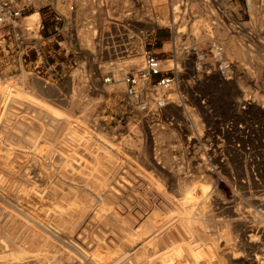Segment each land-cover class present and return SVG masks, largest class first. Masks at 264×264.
<instances>
[{
    "label": "rangeland",
    "instance_id": "374dc122",
    "mask_svg": "<svg viewBox=\"0 0 264 264\" xmlns=\"http://www.w3.org/2000/svg\"><path fill=\"white\" fill-rule=\"evenodd\" d=\"M26 2L30 3V7L24 11V23L31 22L36 17V13L30 12L39 11L42 16L45 10L42 7L48 2L55 4L57 11L63 12L64 9L59 4V0L54 2L49 0L45 4L42 0H26ZM79 2L84 6L88 3L87 0H78ZM119 2H121L119 5L123 6L128 3V0H99L98 6L92 8L93 15L91 10L79 5L76 15L81 18L82 21H80L85 26L91 22L99 29L102 27V30L95 40H92L91 35L87 38L86 32L79 31L80 43L76 49L79 48L80 54H74L76 56L71 57L76 65L72 69H69L70 65H68L69 76L47 87L28 75L21 79L24 88H21V83L18 84L19 78L10 79L15 83L13 86L12 82H8L13 87L14 121L8 126L7 135L4 137L2 136L4 134H1L0 139H12L16 147L15 151L23 147L29 150L30 141L37 139L36 141L45 148L40 147L39 154L36 152L39 160L32 157L27 161V165L25 162L22 165L25 171H28L27 166L34 168L36 174L42 172L39 166L40 160L49 166L50 170L46 174L53 184L50 188L44 189L45 197H47L43 202L44 205L52 201L64 203L67 206L65 211L70 215L73 214V217L69 218L71 224L75 223L76 226L84 227L94 225V228H100L103 232L108 230L105 234L112 238V243H109L111 249L119 253L128 251L127 254H131V246L120 241L118 236L121 237L132 230V232L139 230L138 232L145 235L143 233L150 227L151 230H148L151 232L147 231L146 235L149 233L148 238L154 240L155 236L163 234L161 219L174 217L173 213H176V210L188 209L187 202L184 204V200L177 201L180 198L176 186L178 181L176 178L169 177V171L166 172L170 164L172 172L179 171L181 180L184 177L188 188L192 191L197 190L198 183L196 179H192L191 175L194 172H199L200 175L202 173L209 182L211 192H215L216 197L212 198L220 203L219 201H223L230 194V183L224 181L223 174L226 175L224 170L229 169L232 173L240 175L241 171L244 172L243 161L246 160L248 172L256 171L255 184L250 187V192L252 190L250 194L253 193L254 197L264 196V172L261 175L257 169L258 160L264 158L262 153L264 149V0H145L143 15H146V18H143V15L139 17L146 21L148 41L146 49L156 53L162 59L164 68L174 63V67L179 70L178 83L170 94L174 103H168L162 109L158 121L130 108L124 93V84L120 81L125 70L132 71L138 68L142 59L140 53L143 49L138 45L137 33L125 24L122 15L114 14L111 6ZM30 15L33 18L27 21L26 18ZM156 15H160L157 25L155 24ZM136 18L138 19V12H136ZM168 25H171V28ZM223 28L225 35L233 37L236 43L251 55L249 58L244 56L238 61L244 67L246 75H249L250 71L253 74L246 88L233 89L231 85H222L221 80L215 75L194 80L190 61H186L188 58L184 47L197 41L204 42L209 36L223 41L224 36L220 32ZM158 32H161L164 37L156 36ZM46 33L45 31V36ZM51 41L53 40H49ZM51 43L47 47L52 46ZM130 46H133L134 50ZM53 47H56L55 44ZM120 48L126 49L127 52L115 53ZM76 49L72 48V51ZM227 55L234 63L237 61V58L228 52ZM1 58L0 81L6 83L2 76L9 77L12 66L8 56L7 64H4L5 60ZM256 60L262 66L259 73L253 72L257 66L254 62ZM111 73L114 74L111 80L103 81V78L111 76ZM253 93H257V97H253ZM71 98L78 101V105L73 106L74 109L68 106ZM241 100L243 103H240ZM85 103L86 106H84ZM174 104L179 106L176 107ZM187 110L193 118L196 116L195 120L200 121L198 128L187 120ZM67 111H70V115ZM169 130L172 131L173 136L169 135L167 132ZM213 150H215L217 162L221 160L225 166L212 162L211 159L215 158L212 154ZM54 174L58 177L55 175V178ZM46 189L52 193L50 194V191ZM244 192V198L237 200V205L243 209L250 207L254 218L256 216L263 218L257 208L247 203L246 198L250 195L249 188ZM143 199L145 202L148 200L146 203L152 202V211L142 207L145 203L142 202ZM163 203L167 207L163 206ZM212 204L217 214L205 218L204 224H208V229L210 228V231L213 229L212 233L216 236L223 231H233L234 236L237 235V237L241 234L240 237H236L241 240V246L235 247L234 250L240 251L242 256L234 264H250L248 258L252 257L255 260V254L264 263L263 235L255 227L249 229L241 223L232 225V228L230 224L229 226L218 221L219 217L227 216L228 209L221 208L217 203ZM85 207L88 209L85 210ZM115 207L117 209H114ZM9 211L11 214H17L16 211ZM169 211L173 213L170 214ZM105 215L108 222L104 218ZM135 218L140 219L142 223ZM101 222H104V226L100 225ZM105 223L108 224L107 227ZM216 225L220 226L219 229ZM225 228L227 229L223 230ZM152 231L158 234H153ZM208 251L205 249L198 252L197 256L201 259L186 264H226L223 259H220L221 257ZM140 255L137 257L132 255V261L139 264H158L153 257ZM256 263L257 261L253 264Z\"/></svg>",
    "mask_w": 264,
    "mask_h": 264
},
{
    "label": "bare ground",
    "instance_id": "6f19581e",
    "mask_svg": "<svg viewBox=\"0 0 264 264\" xmlns=\"http://www.w3.org/2000/svg\"><path fill=\"white\" fill-rule=\"evenodd\" d=\"M98 1H97V3H98ZM94 5L98 6L96 3H93L89 6L90 9L92 7H94ZM61 6L64 7V5H61ZM119 8H122V6H120ZM63 10H66V8L64 7ZM83 12H85V11H83ZM30 13H36V17L34 18L33 21L28 22L26 24H31L38 18V15H39L38 11L30 12ZM115 15H122V17H123V14L115 13ZM32 18H33V16L30 15V16H27L26 19H27V21H30V20H32ZM79 18L80 17L76 15L77 21L81 20V18L80 19ZM177 23H178V21H177ZM179 26H180V24H179ZM101 28L102 27H100L99 32H100V30H102ZM79 31H82L83 33L86 32L85 36L87 38H89V35L92 36L91 29H84V30L79 29ZM223 31H224V28L220 29L221 34L224 36L223 37L224 43H223V41H221V43L224 45L225 50L230 55H232L234 58H237V61L235 63L233 62V72H232V76H231V79H233V80L232 81H230L231 79H219V80H221L220 82H222V85L223 84L224 85H231L233 87V89L236 87H238V88H242V87L244 88L245 87L246 88V87H248V85H249L248 83L250 82V80L253 78V74H252V71H250L249 75H246L244 72V67H242V65L238 61L241 58H243L244 56H247L249 58V56H251V55L248 53V51L243 50L236 43V41L234 40L233 37L227 36V34L225 35L223 33ZM209 37H211V36H209ZM216 39H218V38H216ZM121 49L122 48H120V50ZM120 50H117L115 53L121 54ZM83 53H86V52H83ZM254 62L256 63L257 66L255 67L253 72L259 73L260 70H262L261 69L262 66H260V63L258 60L254 61ZM140 65H141V61H140L138 67H140ZM113 73H111L112 76H114ZM27 75L28 74L26 72L22 71V73L20 74L19 80H18V84L21 83V79L25 78V76H27ZM2 78L4 81H6V83L0 81V135L4 134L2 136L5 137L8 133V126L11 124L12 121H14V115H12V112H14V110L12 108V104H13L14 100L12 98L13 97L12 96L13 87L8 84V82H12V80H10L11 77L9 78L6 76H2ZM208 78H210V77H208ZM33 79H37V78H33ZM70 79H72V77ZM37 80H39V79H37ZM194 80H198V79L195 78ZM39 81L42 83V85L44 87L52 86V84L49 85V84H47V82H43L42 80H39ZM103 81H104V79H103ZM120 81L124 84L122 77L120 78ZM12 85L15 86V83L12 82ZM21 88H24V85H22V83H21ZM124 91H125V84H124ZM236 97H237V95H236ZM253 97H257V93H253ZM71 99H70V103L68 106L70 107V109H74L75 105H78V103H77L78 101L75 100L76 101L75 102L74 99H72V100ZM238 101H236V102H238ZM241 102H242V100L240 101V103ZM257 102H259V101L257 100ZM238 103H235V105L239 106ZM86 105L87 104L85 103L84 106H86ZM174 105H176V107L179 106L178 104H174ZM82 108H84V107H82ZM67 112L69 114L70 111H67ZM186 116H187V120L189 122H191V124L194 127H197V128L199 127L200 121L197 119L195 120L196 116L193 118L191 116L189 110H187ZM12 126H14V125H12ZM156 126H158V125H156ZM9 129H10V127H9ZM156 129H158V128H156ZM158 131L163 132V130H160V129H158ZM167 132L169 133L170 136H173L171 133L172 131L170 132V130H169ZM11 140L12 139H7V138L6 139H0V170L4 169V171H0V264H77V262H79L78 264H139L138 262L132 261V255L133 256L136 255L135 257H137L140 254L146 255L149 258L153 257L154 260H157L158 264H186V263H190L193 261L194 262L199 261L201 258H199L197 256L198 252L205 250V249H208L209 251H211L215 256L221 257L220 259H223V262H225L226 264H234L238 261V258L240 259V257L242 256V254H240V251L234 250L235 247L241 246V244H240L241 240L237 239L238 237L241 236V234H240V236L237 237V235L234 236L233 231L232 232L231 231H229V232L223 231V230H226L228 228L227 226H226L227 228L221 230L223 232H220L219 236H216L215 234L212 233L213 229L211 231L209 230L210 228L208 229V227H209L208 224L207 225H206V223L204 224L205 218L207 216H214L215 214H217V212H215V209H214V206L212 203L220 204L221 208L228 209L227 216L219 217V219H217L218 221L224 222L226 225L230 224L231 226L232 225L235 226L238 224L240 225L242 223L244 226H246L249 229H252L253 227H255L259 231V233L263 235L262 237H264V210H263V208H264V196L258 195V197H256V196L254 197L252 195L253 193L250 194L252 192V190L250 192V187L255 184V179H256L255 178V174H256L255 172L256 171L254 173L248 172V170L246 168V164H247L246 160L243 161L244 162L243 164L245 167V168L243 167L244 172L241 171V174L239 173L240 175H238V173L237 174L232 173V171L229 169L224 170L226 172V175L223 174V177L225 179L224 181L230 183V185H229L230 186V194L228 196L226 195L227 198H224L223 201H219L220 203L216 202L215 198H212L213 196H215V192L214 193L211 192V187L209 185V182L206 180L205 176L202 173H201L202 176L200 175L199 172H194L191 175L192 179H196V181L198 183L197 190L192 191L190 188H188L187 183L184 180L183 176H182L183 179L181 180V177L178 174L179 171L175 170L174 172H172L173 169H172V166H170L171 165L170 164L168 167L169 170H167L166 172L169 171L170 172L169 177L172 179L176 178L177 179L176 181H178V185L176 184V186H177V190H178V196L180 198H178V199L176 198V199H177V201L179 199H180L179 201L184 200V204H185V202H187V204H188L187 208L188 209L183 208V210H181V209L176 210L177 211L176 213L169 211L170 214L173 213L174 217H172V218L165 217L163 220L162 219L160 220V221H162V225L164 228V229L162 228V230H164V231H163L162 235L155 236L156 238L154 237L155 238L154 240H150L149 239L150 237L148 238L149 233L146 235L147 231H149L148 229L151 230L150 227L147 229V231L145 230L146 232L143 230L145 232L143 234H145V235H142L140 232H138L139 230L137 232H132L133 230L132 231L127 230L128 233L123 234L121 237H119L118 235H120V234L117 233L118 234L117 236H118L120 241L131 246L130 248H132V253L127 254L128 251H126V253L116 252V251L112 250L111 249L112 247L109 245V243H112V238L107 237V234H105V232L107 233L108 230H105V232H103V230L100 228H96V227L94 228V225L92 227H84V226H76L75 223H73L75 225L74 226L73 224H71L69 222V218L73 217L72 216L73 214L70 215V213H67V211H65L67 206L64 203H61L58 201H52L51 203L49 202L48 205H44L43 202L47 198V197H45L44 189L50 188L53 184V181H50V179L48 178V176L46 174L50 170L49 166H46L43 163V161L40 160L39 166L41 167L42 172L36 174L34 168L27 166L28 171H25L23 168V165H22L23 162H25V164L27 165L28 164L27 161L30 160L32 157H34L36 160H39V158H37V156H36V152H37V154H39L38 153V152H40L39 149H40V147H42L41 143L39 141H36L37 139L36 140L33 139L29 143V150L26 149L25 147H23V149H16V151H18V152H16L15 151L16 147H14V144L12 143L13 140L12 141ZM16 142H19V141H16ZM42 148H44V147H42ZM47 148H49V147H47ZM49 151L51 152V150H49ZM214 151L215 150L212 151L213 156L215 155ZM41 153H43V152H41ZM262 153L264 154V149H263ZM38 156H40V155H38ZM42 156H43V154H42ZM51 157H52V155H51ZM168 157H169V155H168ZM168 157H166V159H168ZM211 160H212V162H214V161L217 162L216 155H215V158L211 159ZM58 161H59V159H58ZM258 161H259V163L257 162V164H258L257 169L260 172V174L263 175L264 173L262 174V172H264V158H262L261 160H258ZM217 163L222 164V166L225 164V163L221 162V160L218 161ZM59 164H60V162H59ZM252 164H253V162H252ZM35 166H37V165H35ZM214 166H217V164H214ZM170 167H171V170H170ZM260 168L262 170H260ZM165 170H166V168H165ZM8 172L12 173V174H9ZM217 173H220V172L217 171ZM55 175L56 174H54V177H55ZM242 177H244L245 179ZM51 179H54V178H51ZM55 180H57V179H55ZM55 180H54V182H55ZM55 185H57V184H55ZM176 186H175V188H176ZM175 188H174V190H175ZM248 188H249V194L250 195L246 198V200L248 201L247 203H249V206L251 205L254 208H257V211L260 213V216L263 218H260L257 216H256V218H254L251 215V209H249L250 207H247V208L244 207V209H243L242 207L237 205V200L244 198V193H245L244 191ZM47 191H50V190H47ZM209 192H210V194H209ZM49 193L51 194L52 192L50 191ZM53 197H54V195H53ZM52 199H54V198H52ZM63 202H64V200H63ZM142 202H145V200L143 199ZM146 202L142 205V207L148 211H150V210L152 211V209H153L152 208V202H151V204L146 203ZM254 202L256 204H254ZM111 203H113V201ZM69 205H68V208H70ZM81 206L83 207V205H81ZM163 206L167 207V205L164 203H163ZM244 206H245V204H244ZM71 207H72V205H71ZM160 207H162V206H160ZM93 208L95 209V207H93ZM73 209H71V210H73ZM86 209H88V208L85 207V210ZM114 209H117V207H115ZM9 210L16 211L17 214L16 215L11 214V212ZM71 210H68V212H71ZM99 210H101V209H99ZM159 210H160V208H159ZM91 211H93V210H91ZM93 212H95V211H93ZM166 212H165V214H166ZM252 212L254 213L255 210ZM110 213H111V211H110ZM113 213H115V212H113ZM95 214H97V212ZM107 214H109V213H107ZM69 215H70V217H69ZM100 215H102V213ZM133 215H135V214H133ZM110 216H112V215H110ZM114 216H116V215H114ZM119 216H123V215H119ZM105 217H107V216L105 215L104 218ZM97 219H99V218H97ZM152 219H153V217H152ZM136 220H140V219H136ZM93 221H95V220H93ZM93 221H91V223ZM101 221H103V219ZM145 221L148 222L147 220H145ZM149 221H150V218H149ZM253 221L255 223H253ZM107 222H108V220H107ZM140 222H141V220H140ZM151 222H150V224H152ZM103 223L101 222L100 225H103ZM145 223H143V224H145ZM153 223H154V221H153ZM95 224H97V223H95ZM107 225L108 224H106L105 227H107ZM162 225H161V227H162ZM87 226H89V225H87ZM103 226H100V227H103ZM137 226H138V224H137ZM148 226H150V225H148ZM233 226H232V228H233ZM219 227H218V229H219ZM141 228L142 227H140V231L142 232ZM143 229H145V228H143ZM230 230H231V228H230ZM257 230H256V232H257ZM112 231H111V233H112ZM154 231H155V228H154ZM154 231H152L153 234H156L157 232L154 233ZM113 232H117V231H113ZM123 232H125V231H123ZM149 232H151V231H149ZM120 233H121V231H120ZM241 233H243V232H241ZM150 236L153 237V235H150ZM257 240H258V238H257ZM255 242H252V243H255ZM143 243H145V245H144L145 247L143 246ZM252 243H251V245H252ZM263 244H264V242H263ZM230 249H232V250H230ZM252 249H253V247H252ZM142 255H140V256H142ZM249 255H250V253H249ZM135 257H133V258H135ZM258 257L255 254V260H253L252 257L248 258L250 264H253L256 261H257L256 264H264L263 261H261ZM209 260H211V259H209Z\"/></svg>",
    "mask_w": 264,
    "mask_h": 264
},
{
    "label": "built area",
    "instance_id": "2783aa9c",
    "mask_svg": "<svg viewBox=\"0 0 264 264\" xmlns=\"http://www.w3.org/2000/svg\"><path fill=\"white\" fill-rule=\"evenodd\" d=\"M42 1L45 4L49 0ZM87 1L88 3L84 6L78 3V0H59V4L66 8L63 12L57 11L55 4L48 2L42 5L45 9L42 16L39 13L33 23L26 24L23 22L24 11L30 7V3L26 0H0V57L3 61L5 60L4 64H7V56L10 59L12 67L9 78L18 79L24 71L32 78L55 85L67 75L69 76L68 65H70L69 69L76 65L71 57L76 56L74 54H80L79 48L76 49L80 43L79 29H91L92 40H95L99 34L97 25L89 22L85 26L82 20L76 19V10L80 4L83 8L90 9L89 6L93 3L97 4L98 0ZM144 7L143 5L140 13L126 3L118 13H123L122 20L125 24L133 31L136 30L139 37L138 45L143 49L140 53L142 57L140 67L132 71L125 70L121 77L125 84L124 93L130 108L157 120L160 118L162 109L168 103H174L170 94L178 83L179 70L174 67V63L164 68L162 59L156 53L146 49L147 30L146 28L138 30L136 27L139 22L146 25V21L139 17L144 14ZM92 8L90 10L93 15ZM170 10L172 14V6ZM136 12H138V19ZM159 17L160 15L155 17L156 25ZM143 18H146V15H143ZM116 24L122 26L120 23ZM168 27L171 28V25ZM49 40H53L51 42L56 47H53ZM49 43L52 46L47 47ZM130 47L134 50L133 46ZM72 48L76 50L72 51ZM184 50L188 58L186 61H190V68L195 78L202 80L215 75L219 79H231L233 61L227 55L220 40L208 37L204 42L197 41L184 47ZM123 51L127 52L126 49H121L120 53ZM112 77L111 75L103 79L110 81Z\"/></svg>",
    "mask_w": 264,
    "mask_h": 264
},
{
    "label": "crops",
    "instance_id": "0c3cea01",
    "mask_svg": "<svg viewBox=\"0 0 264 264\" xmlns=\"http://www.w3.org/2000/svg\"><path fill=\"white\" fill-rule=\"evenodd\" d=\"M50 1H55V0H50ZM144 0H128V3H129V5L131 6V5H133V7L135 8V9H138L139 11H140V13H141V11H142V6L144 5V2H143ZM50 3V2H49ZM121 2H119V3H117V4H114L113 6H111L112 7V10H114L113 12H114V14L115 13H119L120 12V10L122 9V8H119L121 5H119ZM51 4H53V3H51ZM136 7H138V8H136ZM136 27H137V29L138 30H140V29H145L146 28V26H145V24H143V23H141V22H139L137 25H136ZM136 31V30H135ZM156 36H158L159 38H161V37H164L163 36V34L161 33V32H158V33H156Z\"/></svg>",
    "mask_w": 264,
    "mask_h": 264
}]
</instances>
